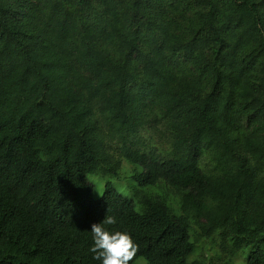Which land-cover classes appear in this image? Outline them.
I'll return each instance as SVG.
<instances>
[{
    "label": "trees",
    "instance_id": "obj_1",
    "mask_svg": "<svg viewBox=\"0 0 264 264\" xmlns=\"http://www.w3.org/2000/svg\"><path fill=\"white\" fill-rule=\"evenodd\" d=\"M106 215L264 264V0H0V264H101Z\"/></svg>",
    "mask_w": 264,
    "mask_h": 264
},
{
    "label": "clouds",
    "instance_id": "obj_2",
    "mask_svg": "<svg viewBox=\"0 0 264 264\" xmlns=\"http://www.w3.org/2000/svg\"><path fill=\"white\" fill-rule=\"evenodd\" d=\"M116 223L115 216L106 215L101 223L91 225L93 244L89 252L101 264H129L139 251V246L129 233L118 230L110 232L104 227Z\"/></svg>",
    "mask_w": 264,
    "mask_h": 264
},
{
    "label": "rangeland",
    "instance_id": "obj_3",
    "mask_svg": "<svg viewBox=\"0 0 264 264\" xmlns=\"http://www.w3.org/2000/svg\"><path fill=\"white\" fill-rule=\"evenodd\" d=\"M125 169L122 173V176H127L129 173H131V165H129L127 162H125L124 165ZM91 178L93 176H90ZM93 180L97 183V188L95 192L93 193L94 198H98L104 189V182L105 179L102 177L97 176L96 178L93 177ZM250 252L249 247H245L241 249L240 251L232 254L228 250L226 251V247L222 248L220 247V239L218 234H215L214 236L210 238H204L200 241L199 246L195 249V251L189 256L188 260H193L194 258H197L200 256V254L205 255L208 258L220 260L216 261V263L221 264H248V255ZM136 264H149L145 262L143 259H138Z\"/></svg>",
    "mask_w": 264,
    "mask_h": 264
}]
</instances>
